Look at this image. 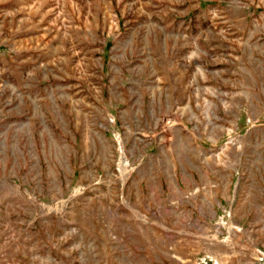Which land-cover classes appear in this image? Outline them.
Segmentation results:
<instances>
[{"label":"rangeland","instance_id":"obj_1","mask_svg":"<svg viewBox=\"0 0 264 264\" xmlns=\"http://www.w3.org/2000/svg\"><path fill=\"white\" fill-rule=\"evenodd\" d=\"M0 264H264V0H0Z\"/></svg>","mask_w":264,"mask_h":264}]
</instances>
